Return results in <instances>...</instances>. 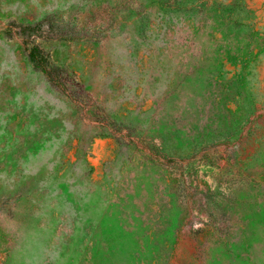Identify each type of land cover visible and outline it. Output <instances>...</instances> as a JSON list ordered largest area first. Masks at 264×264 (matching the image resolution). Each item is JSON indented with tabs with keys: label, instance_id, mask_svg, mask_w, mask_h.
Instances as JSON below:
<instances>
[{
	"label": "rangeland",
	"instance_id": "1",
	"mask_svg": "<svg viewBox=\"0 0 264 264\" xmlns=\"http://www.w3.org/2000/svg\"><path fill=\"white\" fill-rule=\"evenodd\" d=\"M0 264H264V0H0Z\"/></svg>",
	"mask_w": 264,
	"mask_h": 264
},
{
	"label": "trees",
	"instance_id": "2",
	"mask_svg": "<svg viewBox=\"0 0 264 264\" xmlns=\"http://www.w3.org/2000/svg\"><path fill=\"white\" fill-rule=\"evenodd\" d=\"M38 52V49H34L32 53H30V57L32 58V60L36 59V54Z\"/></svg>",
	"mask_w": 264,
	"mask_h": 264
}]
</instances>
